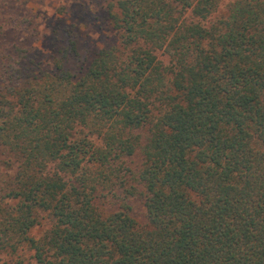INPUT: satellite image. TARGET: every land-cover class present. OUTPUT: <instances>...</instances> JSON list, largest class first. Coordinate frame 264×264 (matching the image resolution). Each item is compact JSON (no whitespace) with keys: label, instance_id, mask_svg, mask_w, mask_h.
<instances>
[{"label":"trees","instance_id":"trees-1","mask_svg":"<svg viewBox=\"0 0 264 264\" xmlns=\"http://www.w3.org/2000/svg\"><path fill=\"white\" fill-rule=\"evenodd\" d=\"M220 1L109 0L80 76L73 28L51 71L0 47V264H264V0Z\"/></svg>","mask_w":264,"mask_h":264},{"label":"rangeland","instance_id":"rangeland-1","mask_svg":"<svg viewBox=\"0 0 264 264\" xmlns=\"http://www.w3.org/2000/svg\"><path fill=\"white\" fill-rule=\"evenodd\" d=\"M234 0H221L220 12ZM109 0H15L7 9L16 16L28 14L33 19L34 35L29 32L7 34L0 38V47L19 46L29 51L36 63L51 71L53 60L58 49L68 42L67 29L73 28L77 42V56L69 58L65 69L76 76L82 75L96 54L104 48L116 46L118 35L111 28L107 14ZM167 63V59L157 53ZM16 163L8 153L0 148V188L4 181L15 173ZM135 217L143 222L144 210L141 205L135 206ZM42 228L38 227L33 234L38 235ZM28 253L20 258L27 259ZM1 264H12L15 257L1 256ZM26 263V261H25Z\"/></svg>","mask_w":264,"mask_h":264}]
</instances>
